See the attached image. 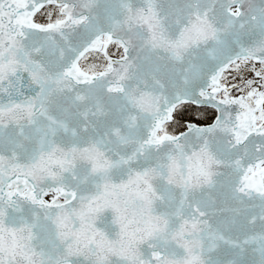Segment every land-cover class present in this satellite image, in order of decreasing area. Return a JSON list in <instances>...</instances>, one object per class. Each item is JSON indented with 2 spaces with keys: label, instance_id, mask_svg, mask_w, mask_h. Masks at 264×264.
<instances>
[{
  "label": "snow or ice",
  "instance_id": "6c2138e0",
  "mask_svg": "<svg viewBox=\"0 0 264 264\" xmlns=\"http://www.w3.org/2000/svg\"><path fill=\"white\" fill-rule=\"evenodd\" d=\"M0 264H264V0H0Z\"/></svg>",
  "mask_w": 264,
  "mask_h": 264
}]
</instances>
